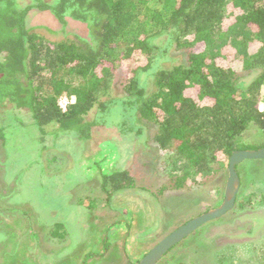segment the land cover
<instances>
[{"label":"rangeland","instance_id":"rangeland-1","mask_svg":"<svg viewBox=\"0 0 264 264\" xmlns=\"http://www.w3.org/2000/svg\"><path fill=\"white\" fill-rule=\"evenodd\" d=\"M159 4L155 0L150 7ZM52 19V27L32 22L27 28L48 42L90 36L87 28L65 30ZM152 42L157 56L136 75L147 95L156 90L152 78L160 69L188 60V52L167 37ZM133 69L120 66L113 74L102 107L86 117L94 125L88 140L53 126L43 134L30 113L8 103L0 106L5 134L0 145V264H139L163 238L223 203L228 166L227 172L216 168L197 184L176 187L182 162L154 144L157 128L137 122L132 112L125 88ZM260 72L244 73L241 87ZM119 117H127L121 125L132 131H120ZM242 142L261 145L264 133L252 127ZM116 171L128 172L142 188L109 196L103 177ZM238 173L242 185L235 208L173 248L163 264H264V160L245 161ZM90 254L94 257L85 261Z\"/></svg>","mask_w":264,"mask_h":264},{"label":"trees","instance_id":"trees-1","mask_svg":"<svg viewBox=\"0 0 264 264\" xmlns=\"http://www.w3.org/2000/svg\"><path fill=\"white\" fill-rule=\"evenodd\" d=\"M154 1L58 0L48 9L61 23L71 18L90 27V39L78 42H48L28 31L15 11L0 12V54L6 53L0 106L30 113L43 134L53 126L88 140L94 125L86 117L102 107L113 74L120 66L134 68L125 88L131 108L137 122L157 128L152 142L182 162L175 179L180 189L216 168L227 172L237 150L264 148L242 142L252 127L264 133V0H157L150 7ZM164 36L188 52L187 64L160 69L152 78L156 90L147 95L136 75L157 56L152 40ZM255 69L261 72L242 88L241 76ZM64 97L74 101L66 112L59 106ZM119 129L132 131L125 123ZM102 187L109 196L142 188L121 171L105 175Z\"/></svg>","mask_w":264,"mask_h":264},{"label":"water","instance_id":"water-1","mask_svg":"<svg viewBox=\"0 0 264 264\" xmlns=\"http://www.w3.org/2000/svg\"><path fill=\"white\" fill-rule=\"evenodd\" d=\"M250 160H264V148L258 150H237L233 152L228 162V180L223 203L219 207L194 218L163 238L147 253L139 264H158L173 248L203 226L219 220L230 213L236 206L242 185L238 167L245 161Z\"/></svg>","mask_w":264,"mask_h":264},{"label":"flooded vegetation","instance_id":"flooded-vegetation-1","mask_svg":"<svg viewBox=\"0 0 264 264\" xmlns=\"http://www.w3.org/2000/svg\"><path fill=\"white\" fill-rule=\"evenodd\" d=\"M8 1H10L9 5L7 4ZM57 1L58 0H0V12H4L8 8L9 11H7V13L9 16H12V14L13 16H15L13 11L16 12V17L23 16V21L26 25V29L31 32V30L27 28V23H32V22L37 23V24L45 23L47 24V26L52 27L51 26L53 24L52 18L55 17L57 19V17L55 16L53 10L51 9L49 10L48 8H53L54 6H56ZM50 22L52 24H50ZM58 22L61 27L63 26L65 28V30L72 28V29H75L76 32H80L84 28H87L90 34V27L86 23L75 21L74 19H71V18H67L64 23H61L59 20ZM59 25L57 26L54 25V27L58 28ZM33 34H36V33H33ZM80 39H83V40L90 39V36L89 38H83L80 36H76V38H73V39H70V37H65L61 40L52 41V42H78ZM3 55L6 58V53L0 54V56H3ZM144 88L146 89V87ZM132 112L134 114V111ZM124 121L128 122L127 117H119L116 123H121Z\"/></svg>","mask_w":264,"mask_h":264},{"label":"built area","instance_id":"built-area-1","mask_svg":"<svg viewBox=\"0 0 264 264\" xmlns=\"http://www.w3.org/2000/svg\"><path fill=\"white\" fill-rule=\"evenodd\" d=\"M74 101L73 100H69L68 98L64 97L63 99H61L59 101V106L62 109L63 112H66L68 107L73 104Z\"/></svg>","mask_w":264,"mask_h":264},{"label":"crops","instance_id":"crops-1","mask_svg":"<svg viewBox=\"0 0 264 264\" xmlns=\"http://www.w3.org/2000/svg\"><path fill=\"white\" fill-rule=\"evenodd\" d=\"M241 178V177H240Z\"/></svg>","mask_w":264,"mask_h":264}]
</instances>
